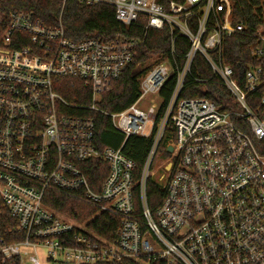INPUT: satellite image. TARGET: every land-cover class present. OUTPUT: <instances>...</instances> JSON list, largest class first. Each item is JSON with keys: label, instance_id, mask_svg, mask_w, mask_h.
Returning a JSON list of instances; mask_svg holds the SVG:
<instances>
[{"label": "built area", "instance_id": "obj_1", "mask_svg": "<svg viewBox=\"0 0 264 264\" xmlns=\"http://www.w3.org/2000/svg\"><path fill=\"white\" fill-rule=\"evenodd\" d=\"M228 1L77 0L109 6L118 22L144 32L111 42L69 39L62 15L50 25L33 13L10 14L0 41L2 263L40 264L44 249L50 264H264V68L250 66L241 85L224 64L225 40L249 30ZM151 31H168L170 56L142 77L135 104L102 109ZM179 37L189 43L183 58ZM254 52L262 57L263 46ZM197 56L226 91L216 95L222 102L181 98ZM173 76L161 118L154 100L139 108ZM64 81L80 82L88 94L69 101ZM82 113L108 119L125 136L121 148H102L96 120ZM131 137L152 141L141 170L123 151ZM54 195L96 212L79 221L51 209ZM103 224L109 238L93 229Z\"/></svg>", "mask_w": 264, "mask_h": 264}, {"label": "trees", "instance_id": "obj_2", "mask_svg": "<svg viewBox=\"0 0 264 264\" xmlns=\"http://www.w3.org/2000/svg\"><path fill=\"white\" fill-rule=\"evenodd\" d=\"M226 5L232 4L235 20L243 21L249 28L247 34L234 36L226 39L223 49V62L229 65L235 74V78L242 85V80L250 66L264 68V0H230ZM25 11L35 14L38 18L50 25H57L62 15L63 25L69 39L79 42L86 39H99L103 42L116 41L118 39H138L143 37V30L138 27H127L116 19L115 10L109 6L87 7L81 5L77 0H68L65 6L63 0H0V41L9 23V16L13 12ZM263 46V55L255 54L256 47ZM170 36L168 31H151L146 37L144 45L138 50V57L128 67L121 78L115 82L112 89L103 95L100 107L110 112L123 111L137 102L140 97V82L144 75L155 65V63L167 59L170 56ZM189 43L183 37H179L176 43V51L179 57L188 51ZM196 80H204L197 83ZM176 83L173 76L164 86L160 93L161 111L163 116L170 100ZM61 93L71 102L77 101L82 94H88L78 81H64ZM221 98L226 96L223 86L212 75L205 60L197 56L192 66L190 78L187 80L186 88L181 98H205L212 102H222ZM96 120L97 136L102 148H121L125 136L118 133L111 122L100 114L82 113ZM152 141L150 139L131 137L125 144L123 151L132 159L141 170L148 156ZM151 191L157 190L153 184ZM55 196V195H54ZM57 203L54 209L67 214L79 221H86L95 209L88 205L74 202L70 199L55 196ZM10 228H15L17 222L6 215ZM105 220V219H103ZM106 223V222H105ZM3 225L2 229L5 230ZM93 229L105 238L109 233L104 226H94ZM14 239H9L13 242ZM0 264H4L0 261ZM6 264H19L18 259H13ZM122 264H134L125 262Z\"/></svg>", "mask_w": 264, "mask_h": 264}, {"label": "rangeland", "instance_id": "obj_3", "mask_svg": "<svg viewBox=\"0 0 264 264\" xmlns=\"http://www.w3.org/2000/svg\"><path fill=\"white\" fill-rule=\"evenodd\" d=\"M229 2H231V1L229 0ZM152 100H154L158 105H161V103H162L161 102V99L158 96H150V97H147L142 102V104L139 106V108L142 109V110H144V111H147L150 108L151 104H152L151 103ZM164 158H165V154L163 152V149H161L159 151V153L157 154L156 158H155V162H154V169L155 170H158L159 169V167L163 163ZM28 251L30 253V256H36L35 253H34V251L32 249H29ZM37 256H38L37 258L39 259V263L40 264H50L46 260L47 254H46V251L44 249H39ZM27 262H28V259H27Z\"/></svg>", "mask_w": 264, "mask_h": 264}, {"label": "water", "instance_id": "obj_4", "mask_svg": "<svg viewBox=\"0 0 264 264\" xmlns=\"http://www.w3.org/2000/svg\"><path fill=\"white\" fill-rule=\"evenodd\" d=\"M261 34H262V35L264 34V30H262V31H261ZM169 151H170V152H172V151H173V149H172V148H170V149H169Z\"/></svg>", "mask_w": 264, "mask_h": 264}]
</instances>
